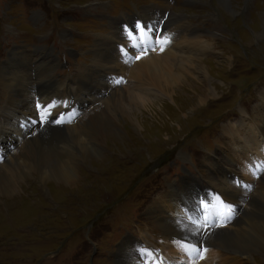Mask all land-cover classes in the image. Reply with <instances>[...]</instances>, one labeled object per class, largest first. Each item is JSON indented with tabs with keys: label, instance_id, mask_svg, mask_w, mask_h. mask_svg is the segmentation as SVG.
Returning a JSON list of instances; mask_svg holds the SVG:
<instances>
[{
	"label": "rangeland",
	"instance_id": "obj_1",
	"mask_svg": "<svg viewBox=\"0 0 264 264\" xmlns=\"http://www.w3.org/2000/svg\"><path fill=\"white\" fill-rule=\"evenodd\" d=\"M220 3L219 0H0V67L9 65V69L12 66L8 62L12 58L17 60L22 53L29 58L33 75L36 69L33 84L40 79L43 88L47 82L39 75H44V70L38 73V68H47V63L52 66L54 63H49L52 58H58V65L47 72L57 83L74 88L69 83L81 81L82 86L84 78L78 73L89 70L97 42L105 38L102 35L111 37L112 23L122 27L127 22L130 26L126 30L135 35L138 16L144 18L147 9L171 13L176 20L165 28L159 27L163 15L158 12L154 13L158 21L145 25H159L154 31L156 35L154 32L151 35L162 34L163 38L167 31L180 26L176 29L180 37L175 38L181 42L180 47L172 40L164 45V51L173 53L171 61L176 60L160 61L157 73L144 72L141 79L174 80L186 89L177 86L179 95H171L173 103L167 96L149 97L153 105L147 107L145 115L134 118L142 127H136L138 132L125 127V121L116 115L114 120L118 119L121 129L116 134L122 137L115 135L106 145L108 159L104 164L95 165L94 159L86 162V166L94 167L87 170L85 165L81 167V180L72 187L57 185L52 180L42 183L43 187L33 181L22 186L20 181H25V177L21 180L16 177L18 193L9 201L0 197V264H117L127 258L122 245L129 239L140 247L166 253L164 264H215L218 261L215 258L224 256L226 260L219 264L237 263L235 256L205 245H199L207 248V252H201L203 258H198L190 247L173 246L163 239L159 228L164 217L176 215L178 210L187 219L192 216L181 200L166 198L167 191L178 184L181 187L195 181L194 192L199 193L197 186H203L204 197H211L205 187L227 186L231 181L236 184L238 178L237 187L244 189L249 185L250 193L255 190L264 195L261 186L264 168L258 167L264 163V0ZM118 29L125 32L128 42V50L118 44L120 51L123 49L124 62L116 54L113 57L126 65L119 78L122 83L118 81L119 90L136 86L140 88L135 91L144 96L146 86L132 80L130 72L155 55L158 47H154V42L146 55L141 54L129 44L126 31ZM188 40L195 42L191 41L192 50L182 46ZM137 55L139 59L135 58ZM188 58L196 59L191 64L198 70L178 69L175 63ZM17 66L21 68L20 64ZM109 74L117 77L115 73ZM26 80L32 83L29 77ZM26 90L31 91V87ZM88 90L87 93L93 92L95 86ZM76 92L72 99L77 97ZM9 98L8 90L0 86V109ZM71 98L65 101L70 103ZM87 104L90 114L83 124L93 120L94 112L106 109L104 102L93 110L90 102ZM150 108L161 110L160 117ZM128 111L131 116L136 113L134 108ZM55 122L59 127L65 125L61 115L55 117ZM32 133H22L23 144L31 141ZM2 140L1 154H5L6 148L9 153L15 151L16 144L6 145L11 138L4 135ZM5 157L0 161L5 163ZM3 164L0 162V167ZM187 191L182 188L183 196ZM196 193L192 192L193 197H203ZM239 194L230 187L225 195L238 198ZM168 201L177 204L176 213ZM214 201L209 205L217 211L218 202ZM251 203L246 198L241 206L249 204V208ZM242 207L230 219L233 222L212 226L233 229L243 219ZM204 213L205 210H199L197 215L202 219ZM251 259L246 264H264L263 245Z\"/></svg>",
	"mask_w": 264,
	"mask_h": 264
},
{
	"label": "bare ground",
	"instance_id": "obj_2",
	"mask_svg": "<svg viewBox=\"0 0 264 264\" xmlns=\"http://www.w3.org/2000/svg\"><path fill=\"white\" fill-rule=\"evenodd\" d=\"M219 3L229 5V0H219ZM150 10H155V12H151ZM157 12L160 15H163V17H161V25L156 26L165 28L174 23L176 20V17H174L171 13L167 15L165 11L161 12V10L157 8H150L147 9V11L142 15L144 18L138 16V19L140 18V20L136 21H141L144 25L149 23V21L157 22L158 20L154 17V13ZM165 16H167L166 19ZM112 24L113 28H111L112 31L111 34H109L111 37L102 35L105 38H100L99 42H97L96 51L94 52L95 59L93 64L90 65L89 70H86L87 72L85 74L82 70V72L79 71L78 73L84 78V81L81 78L82 86L81 81L79 84H71L68 82L70 84L69 86H74V88H67V86L64 85L66 83L60 85L54 79L55 77L51 76L50 72H47L51 71L50 69H53L58 65L57 57L52 58L49 61V63H54L52 66L46 62L47 68H38V73L44 70V75L41 73L39 75H42L43 79L47 82L45 84L46 88L40 86V79L38 84H33L32 79H35L36 81V69L35 74L33 75V72L31 73L33 66H31L32 64L30 63L29 58L27 59V56H22V53L19 54L20 58L17 60L12 58V60L8 62L12 66L9 69V65H2V67H0V86L4 88V90H8L10 97L3 105V108L0 109V145L2 142L4 143V140H2L4 135L12 139L9 143H6V145L13 146V144H16L15 151L13 150L14 152L9 153L8 148H6L5 154L0 153V158L6 155L5 163L0 161L2 164L4 163L3 166L0 167V197L7 198L9 201L11 197L18 193L17 190H19V186L16 182V177L20 180L21 178L25 177V181H20L22 186L26 185L28 181H33L35 183L37 182L40 187H43L42 183H50L52 180L55 181V184L57 185L63 184L66 185V187H72L79 180H81L79 175L80 168L85 165L86 170L92 169L94 166L90 167L91 164L86 166V162L91 161L92 159L97 161V163H95L92 160L95 165L104 164L108 159L107 149H105L106 145H109V142L113 141V137L115 135L117 136H115L116 138L122 137L116 134H119L121 131L117 124L118 119L114 120L116 115L119 117L121 116L120 120L125 121V127L130 128V130L133 132H138L136 127H139V129L142 127L134 118L145 115L147 112V107L153 105V101L151 99L149 101V97L153 98L159 96L160 99V97L163 95L167 96L172 101L173 99L171 95H179L177 86H180V84H177V82L174 80H171V82H156L151 79H148L147 81L141 79L144 72H147L148 75L157 73L160 70V61L174 62L176 60L174 59L171 61V58L174 57L172 55L173 53L171 54L169 50L164 51L166 49L164 45L158 46V44H155L154 46L158 47L155 55L152 54L153 56L147 60H144L142 64L140 63L138 66L136 65L137 68L131 70L130 72V78L132 80L136 79L139 83L145 85L147 88V93H145L144 96H141L142 94H138L137 91H135V89L140 88H136V86L125 89L128 92L124 90L120 92L118 81L121 75L124 74V68H126V65L114 60L113 57L114 54H116L120 57L121 61L124 62L125 55L122 53V51H120L118 44L122 45L124 49L128 50V42L125 40V32L119 30L118 28L124 29L126 31V28L130 25H128L127 22H124L122 27H117L114 23ZM179 27L180 26H176L174 31L170 30V33L167 31L166 35L164 36L167 37L170 42L171 40L174 41L178 47H180L181 42L178 43V38H175L179 36L178 32L176 31V29ZM168 33L171 35L167 36ZM153 34L156 35L155 32ZM161 35L162 34H160V37L162 38L161 40H163ZM184 41L187 42L186 39H184ZM188 41V44L186 42H182V46L184 47L185 45L187 50H192V42H194V40ZM153 44L154 42H150L147 44L148 46L145 45V47L149 48V46ZM161 47H163L162 51ZM201 50V52L204 51V49ZM158 52H161L162 56L161 54L157 55ZM36 53L38 54V52ZM29 56L32 57L31 55ZM194 60L196 61V59L188 58L184 62L180 61L179 63L175 64H178L177 66L179 70H198L195 68L196 66L194 67V65L192 66L191 64V61ZM186 62L190 63L186 64ZM41 63L44 62L42 61ZM17 64H20L21 68L18 67ZM25 72L28 73V77L30 79L29 81H32V83L26 80L28 77ZM109 73H115L117 77ZM135 73H138L139 78L137 77V74L135 75ZM119 82L122 83V80ZM28 86L31 87V91L26 90ZM93 86H95V90L91 93H87L89 92L88 89ZM180 87L182 88L183 86L181 85ZM77 88H80V90L77 91L78 95L75 99H72L71 97L75 94ZM81 88L84 89L83 92ZM182 89L186 90L184 87ZM43 94L46 96V98L42 96ZM126 97H129L128 102L126 101ZM67 98H71L70 103L65 101ZM57 102L60 103L55 104ZM87 102H90V109L92 110L104 102L106 109L103 112L101 109V111L94 112L96 115L94 116L93 120L90 119L88 122H86V124H83V119L86 118L88 114H90ZM37 103L42 105H55L54 107H49L46 110V114L43 116V122H41L42 116L37 112ZM15 107L17 108L16 111H14ZM129 108L135 109L136 113L132 114L133 116L128 114ZM137 110L139 111L137 112ZM150 110L151 112H155L154 114H157V116L159 115L160 117L161 114H159V112L161 110L156 111L153 108H150ZM136 114H138V116H136ZM58 115L63 116L65 122V125L61 127L57 126L55 122V117ZM159 117L158 119H160ZM30 131L33 132L31 135V141H29L27 144H23L22 133H28ZM125 139L126 137H124L123 140ZM13 141L15 143H13ZM20 142H22V144ZM102 142H104V146H102ZM76 153L78 155H75ZM252 165L254 166L252 163L250 167ZM193 184L195 185V181L191 183L189 182L188 184L182 185L181 187L179 184L173 186L174 190L170 188L167 191L168 195H166V198L172 199V201L176 199H178V201L181 200L183 205H186L190 209L189 213L191 215H197L201 209L198 208V198L193 197L192 195V192L196 193L192 189ZM227 186H225V184H223L221 187L214 185L213 188H210L211 190L206 187L205 189H207L209 196H211L213 192L223 194V198L236 205L237 210L242 207L241 202L244 199L249 198L252 203L250 204L249 208H247L249 204L242 207L243 219L238 224L234 225L236 227L229 230L222 227H213L219 224L226 226L228 222H231L233 219L231 221L217 219L215 215L216 208L214 207L211 209L207 199L208 197H204L203 186H197V189L200 192H197L196 194L201 197L203 196L202 198H204L203 209L205 210L207 219L206 230L196 231L194 228H192L189 219H187V217H183L180 211L177 209V204L172 201H168V203L173 205V213H176L177 210L178 213L176 215L174 214L173 216L169 215L168 217H164V219H162L161 227H159L162 231L161 237L163 239H168L169 243H172L171 241L173 239H179L186 246L205 245V247H213L214 251L216 249L235 256L237 259L235 258L234 260H236L238 264L240 262H243V264L249 263V261L252 260L251 258L255 251H257L262 245L264 247V195H261L260 192H256L255 190L250 193L246 190V188L243 189L242 187H237L233 181L228 182ZM261 186H263L264 189V176ZM230 187L240 192L238 198L228 197V195H225L229 192ZM182 188H186L188 190L184 196ZM39 190L44 192L43 188H39ZM57 190L59 191V188ZM212 201H214V199ZM215 206H218V203ZM176 219L183 221L179 227H177V225L174 223V220ZM202 220L203 219H201V221ZM210 223L211 226L208 227ZM186 224L188 225L187 228H185ZM171 245L178 246L182 244L172 243ZM122 246L125 249L123 255L129 259L125 258L122 262L116 263L138 264L135 249L137 250L140 247V244H135L132 239H129V242L124 243ZM190 251L192 250L190 249ZM161 254L165 258L166 253L164 254L161 252ZM224 257L215 258L214 260H218L215 262V264H219L220 262L223 263L226 260ZM229 262L231 261H226V264ZM237 263L232 262V264Z\"/></svg>",
	"mask_w": 264,
	"mask_h": 264
},
{
	"label": "snow or ice",
	"instance_id": "obj_3",
	"mask_svg": "<svg viewBox=\"0 0 264 264\" xmlns=\"http://www.w3.org/2000/svg\"><path fill=\"white\" fill-rule=\"evenodd\" d=\"M156 30V24H148L144 25L140 22H137L135 26V35L132 31L126 30V36L129 40V44L133 49H139V52L141 54H144L148 51V48L145 47L149 42H155L158 45H166L169 40L167 37H164L163 40L159 38V36L153 37L151 33H153ZM163 50V47H161V51ZM123 52V49H122ZM136 59L140 58V55H137L135 57ZM54 104L51 105H42L40 103H37L36 108L38 114L42 116L41 122H43V116L46 114V110L49 107H54ZM60 121H57L59 123ZM258 167L264 168V163L258 165ZM237 186L240 185V181L237 178L236 179ZM248 191H251V186L245 185ZM209 201V204H211V201L214 199L218 202V210L215 212V215L217 219L219 220H230L232 217L236 214V205L228 202L225 198H223V194L215 193L213 192L211 194V197L207 198ZM204 205V198H198V208L201 209V211H204L203 209ZM189 221L191 224V227L194 228L196 231L206 230L207 226V219L206 217L201 221V216L199 215H192L189 217ZM174 223L179 227L181 223H183L182 220L176 219L174 220ZM188 225H185V228H187ZM173 244L181 243L182 247H190L191 250L195 253L196 257L203 258L201 255V252H207V248H201L199 245H191V246H185L183 242L179 239H173L171 241ZM136 259L138 261V264H164V257L158 250H153L149 248H145L141 246L136 250Z\"/></svg>",
	"mask_w": 264,
	"mask_h": 264
}]
</instances>
